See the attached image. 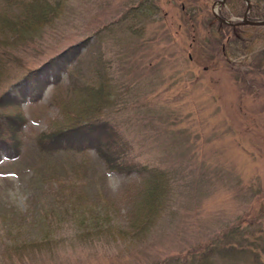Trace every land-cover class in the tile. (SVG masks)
I'll use <instances>...</instances> for the list:
<instances>
[{
    "label": "rangeland",
    "instance_id": "rangeland-1",
    "mask_svg": "<svg viewBox=\"0 0 264 264\" xmlns=\"http://www.w3.org/2000/svg\"><path fill=\"white\" fill-rule=\"evenodd\" d=\"M57 1L48 24L4 45L17 67L0 76V92L91 37L56 87L0 108L25 122L20 157L0 161V264H198L210 241L237 251H215L209 264H264V26L222 27L218 0H149L144 16L131 11L142 0ZM247 2V17L254 9L264 20V0ZM23 9L0 0L1 15ZM98 73L113 95L101 116L127 141L128 159L168 180L166 206L143 234L135 176L106 171L93 150L46 157L35 146L64 121L59 107L75 84Z\"/></svg>",
    "mask_w": 264,
    "mask_h": 264
},
{
    "label": "trees",
    "instance_id": "trees-1",
    "mask_svg": "<svg viewBox=\"0 0 264 264\" xmlns=\"http://www.w3.org/2000/svg\"><path fill=\"white\" fill-rule=\"evenodd\" d=\"M148 1L149 0L140 1L139 4L131 10L133 11V16L138 12L142 16L150 14L152 12V3L149 4ZM232 1L233 0H225L227 12L223 9L219 12V16L222 19L230 18L232 14H234L233 16H242L246 7L245 5H241L244 4L243 0H240L241 2L239 0H234L233 3ZM1 2L6 6L8 11H10L9 9L12 5L15 6L21 3L25 8L23 11H25V13L27 12V15H24V13L11 17L9 15H1L0 11V76H5L6 71L11 70L10 68H12V65L16 66L17 60V56L12 49L8 51L4 47L7 39H11L13 44H15L16 41L22 42L28 40L27 38L37 30V27H41L42 24H48V22L56 16L57 12L55 11L58 10L59 3L57 0H52V2L50 0H1ZM237 2L238 5L236 6L234 3ZM227 3L231 6L229 4L226 5ZM252 11L250 13V18H253V21L258 20V17L254 15V9ZM221 26L227 27L225 24ZM245 26V28H251V26ZM255 27L252 26V28ZM7 34L8 38L4 37L7 36ZM90 38L91 37H86V39L79 40L74 44H69L65 49L44 60L41 65H37L34 69L24 70L19 77L13 76L9 81L5 80L4 85H2V94L0 92V103L3 102L4 104H0V107L8 108L12 106L11 109H14L13 106H21V103H24L23 101H26V99L35 102L38 100L37 98L41 97V94L45 91L46 87L49 85L56 87L62 78V74L67 71V66L80 57V53L90 46ZM2 72H4V74ZM45 74H47V77ZM2 80L0 79V84L2 83ZM106 92H109V95ZM74 94L73 102H69L71 104H60L64 111V121L58 124V126L47 130V132L37 134L35 137L34 142L38 153L46 157H51L59 153H67L68 150V153L72 151L71 153L74 154L86 153L89 150H93L98 158L101 156V159L99 160L102 161L106 171L112 173L115 172L120 175L122 174L123 177L135 176L139 183L136 188V210L143 220V226L140 227L141 229L137 230V233L141 232L143 234L145 229H147V226L151 223V217L153 219L156 218L160 210H163L166 206V199L169 193L166 174L158 168L154 169L148 168L147 166L144 167L137 165L135 163L133 164L130 159H128L129 149L127 141L120 136L112 123L101 116L102 112L112 102V96L110 95L108 86H106L105 80H102L100 74L98 81H93L90 85L81 86L75 84ZM81 98L83 100L86 98V100L83 101ZM14 100L16 102H14ZM12 101L13 104L11 103ZM83 102H86L88 106L85 103L83 104ZM69 107H71V109ZM17 114L18 113L6 114L7 116L3 114L2 118L0 116V119H2L0 120V161L2 159H7L9 161L16 160V158L21 155L20 147L22 143L20 142V133L18 132L21 130L22 125L25 122H23L22 115L19 117V114ZM10 116H13V118ZM15 117L18 119H15ZM19 118L22 119L20 120ZM107 134H109V137L107 136L108 138H105ZM56 141L57 143H55ZM58 141H61L62 143ZM65 149L67 151H65ZM96 149L98 153L100 152L103 155L100 153L98 154ZM111 155L114 156L112 157ZM102 156L105 158V161ZM111 162H113V164ZM105 163L109 165H105ZM81 168H83V166H79V169ZM147 216L148 218L145 221L144 217L146 219ZM233 231H235V229L231 230L229 234L232 235ZM224 236L227 238L229 235L226 233ZM213 243L214 241H210V243L205 244V248L202 250L203 256L198 261V264H209V259L211 258L210 254L215 251L222 253L221 251L224 250L231 254H234L237 251L236 248H224L223 244L214 246Z\"/></svg>",
    "mask_w": 264,
    "mask_h": 264
},
{
    "label": "bare ground",
    "instance_id": "bare-ground-1",
    "mask_svg": "<svg viewBox=\"0 0 264 264\" xmlns=\"http://www.w3.org/2000/svg\"><path fill=\"white\" fill-rule=\"evenodd\" d=\"M41 1H42V0H41ZM218 1H219V0H218ZM227 1H229V0H227ZM233 1H234V0H233ZM233 1H232V3H233ZM239 1H240V0H239ZM240 2H241V1H240ZM229 3H230V2H229ZM229 3H227L226 5H228ZM232 3H231V4H232ZM249 3H250V2H249ZM215 4H216V3H215ZM229 5H230V4H229ZM237 5H238V2H237ZM237 5H236V6H237ZM239 5H240V4H239ZM241 5H243V4H241ZM230 6H231V5H230ZM224 11H225V10H224ZM252 12H253V11H252ZM228 13H229V12H228ZM252 14H253V13H252ZM254 14H256V13H254ZM233 15H234V14H232V16H233ZM246 16H247V15H246ZM252 16H253V15H252ZM252 19H253V18H252ZM258 20H259V19H258ZM229 22H230V21H229ZM235 22H236V21H235ZM231 23H233V22H231ZM233 24H234V23H233ZM225 26H226V25H225ZM222 27H223V26H222ZM235 27H236V26H235ZM238 27H239V26H238ZM245 27H246V26H245ZM245 27H244V28H245ZM260 27H261V26H260ZM251 28H252V26H251ZM224 29H225V28H224ZM257 29H258V28H257ZM242 30H243V29H242ZM246 30H248V29H246ZM243 31H244V30H243ZM221 32H222V31H221ZM226 59H227V58H226ZM11 64H12V63H11ZM40 65H41V64H40ZM12 66H13V65H12ZM10 67H11V66H10ZM40 67H41V66H40ZM13 68H14V67H13ZM38 68H39V67H38ZM36 70H37V68H36ZM12 72H14V70H13ZM17 72H19V71H17ZM2 73L4 74V72H2ZM15 73H16V72H15ZM45 75H46V77H47V74H45ZM48 75H49V74H48ZM60 76H61V75H60ZM8 78H9V77H8ZM53 80H54V79H53ZM6 81H7V80H6ZM46 81H47V79H46ZM3 83H5V82H3ZM3 85H4V84H3ZM5 87H7V86H5ZM0 88H1V87H0ZM3 91H4V90H3ZM106 93L108 94L109 92H106ZM1 94H2V92H1ZM1 94H0V95H1ZM108 95H109V94H108ZM16 96H17V95H16ZM78 96H79V95H78ZM78 96H77V97H78ZM106 96H107V95H106ZM112 96H113V95H112ZM18 99H19V98H18ZM37 99H39V98H37ZM75 99H76V98H75ZM87 99H88V98H87ZM20 100H21V99H20ZM23 100H25V99H23ZM81 100H83V99L81 98ZM85 100H86V98H85ZM85 100H83V101H85ZM3 101H4V100H3ZM76 101H77V100H76ZM5 102H6V101H5ZM14 102H16V101L14 100ZM23 102H24V101H23ZM29 102H30V101H29ZM31 102H32V101H31ZM87 102H88V101H87ZM2 103H3V102H2ZM2 103H0V104H2ZM6 103H7V102H6ZM11 103L13 104V101H12ZM17 103H18V102H17ZM17 103H16V104H17ZM78 103H79V102H78ZM81 103H82V102H81ZM84 103L86 104V102H83V104H84ZM3 104H4V103H3ZM9 104H10V103H9ZM51 104H52V103H51ZM61 104H62V102H61ZM68 104H69V103H68ZM83 104H82V106H83ZM6 105H7V104H6ZM72 105H73V103H72ZM72 105H71V106H72ZM77 105H78V104H77ZM86 105L88 106V104H86ZM74 106H75V105H74ZM74 106H73V107H74ZM78 106H79V105H78ZM87 106H86V107H87ZM90 106H91V104H90ZM1 107H2V106H1ZM1 107H0V108H1ZM6 107H7V106H6ZM10 107H12V106H10ZM75 107H76V106H75ZM2 108H3V107H2ZM13 108H14V106H13ZM20 108H21V106H20ZM59 108H61V107H59ZM63 108H64V107H63ZM69 108L71 109V107H69ZM69 108H68V109H69ZM77 108H78V107H77ZM84 108H85V106H84ZM18 109H19V107H18ZM80 109H81V108H80ZM8 110H9V109H8ZM8 110H7V111H8ZM9 111H10V110H9ZM9 111H8V112H9ZM20 111H21V110H20ZM65 111H66V110H65ZM8 112H6V113H8ZM12 112H13V111H12ZM14 112H15V110H14ZM3 113H4V112H3ZM16 113H17V112H16ZM12 114H13V113H12ZM18 114H19V112H18ZM18 114H17V115H18ZM1 115H2V113H1ZM4 115H5V114H4ZM20 115H22V114H19V117H20ZM97 115H98V114H97ZM2 116H3V115H2ZM2 116H1V118H2ZM5 116H7V115H5ZM13 116H15V115H13ZM13 116H12V117L10 116V117L13 118ZM22 116H23V115H22ZM5 118H6V117H5ZM23 118H24V117H23ZM97 118H98V117H97ZM97 118H96V120H97ZM15 119H18V118L15 117ZM15 119H14V121H15ZM19 119L21 120L22 118H19ZM0 120H2V119H0ZM11 120H12V119H11ZM26 120H27V119H26ZM102 120H103V119H102ZM3 121H6V120H3ZM12 121H13V120H12ZM0 122H1V121H0ZM9 122H10V120H9ZM11 123H13V122H11ZM56 133H57V132H56ZM53 134H54V132H53ZM115 134H116V133H115ZM59 135H60V133H59ZM62 135H63V134H62ZM108 135H109V134H107V135L105 136V138H106ZM113 135H114V134H113ZM54 136H55V134H54ZM102 136H103V135H102ZM65 137H66V136H65ZM65 137H64V139H65ZM108 137H109V136H108ZM108 137H107V138H108ZM67 138H68V137H67ZM105 138H104V139H105ZM114 138H116V137H114ZM61 139H62V138H61ZM73 139H74V138H73ZM69 140H70V139H69ZM118 140H119V139H118ZM116 141H117V140H116ZM58 142H61V141H58ZM72 142H73V141H72ZM72 142H71V143H72ZM100 142H101V141H100ZM55 143H57V141H56ZM61 143H62V142H61ZM110 143H111V142H110ZM101 144H102V142H101ZM101 148H102V147H101ZM69 149H70V148H69ZM65 151H67V150L65 149ZM68 151H69V150H68ZM68 151H67V154H68ZM78 151H79V150H78ZM96 151H97V149H96ZM104 151H105V150H104ZM71 152H72V151H71ZM71 152H70V153H71ZM97 153H98V151H97ZM99 153H100V152H99ZM99 153H98V154H99ZM105 153H106V152H105ZM107 153H108V151H107ZM113 153H114V152H113ZM62 154H64V153H62ZM100 154L103 155L102 153H100ZM125 154H126V153H125ZM56 155H57V154H56ZM105 155H106V154H105ZM95 156H96V155H95ZM107 156H108V155H107ZM111 156H112V155H111ZM113 156H114V155H113ZM113 156H112V157H113ZM100 157H101V156H100ZM100 157H99V159H101ZM104 157H105V156H104ZM125 157H126V156H125ZM125 157H123V158H125ZM102 158H103V156H102ZM110 158H111V157H110ZM110 158H108V159L111 160ZM103 159H104V161H105V158H103ZM115 160H116V159H115ZM115 160H114V161H115ZM124 160H125V159H124ZM107 161H108V160H107ZM112 161H113V160H112ZM116 161H117V160H116ZM118 162H119V161H118ZM108 163H109V161H108ZM111 163L113 164V162H111ZM111 163H110V165H111ZM119 163H121V162H119ZM105 165H109V164H106V163H105ZM112 166H113V165H112ZM110 167H111V166H110ZM114 168H115V166H114ZM109 170H110V168H109ZM111 170H113V169H111ZM116 171H117V170H116ZM111 173H112V172H111ZM121 175H122V174H121Z\"/></svg>",
    "mask_w": 264,
    "mask_h": 264
},
{
    "label": "water",
    "instance_id": "water-1",
    "mask_svg": "<svg viewBox=\"0 0 264 264\" xmlns=\"http://www.w3.org/2000/svg\"><path fill=\"white\" fill-rule=\"evenodd\" d=\"M223 1L224 0H220V1H217V4L218 5H220L221 3H223ZM246 5H247V9L249 8V5H248V3H246ZM247 9H246V11L244 12V17L241 19V22L240 23H238V24H243V25H245V24H248V25H252V26H264V20H258V21H251V20H249L248 18H247V16H246V12H247ZM217 10H214L213 11V14H214V17H216L221 23H225V24H228V25H232L231 23H229L227 20H225V19H221L218 15H217V12H216Z\"/></svg>",
    "mask_w": 264,
    "mask_h": 264
},
{
    "label": "flooded vegetation",
    "instance_id": "flooded-vegetation-1",
    "mask_svg": "<svg viewBox=\"0 0 264 264\" xmlns=\"http://www.w3.org/2000/svg\"><path fill=\"white\" fill-rule=\"evenodd\" d=\"M235 24V23H234ZM231 27V29H234L235 28V25H233V26H230Z\"/></svg>",
    "mask_w": 264,
    "mask_h": 264
}]
</instances>
